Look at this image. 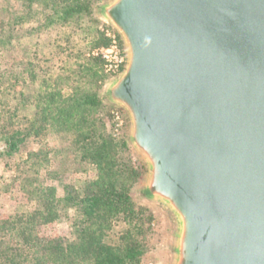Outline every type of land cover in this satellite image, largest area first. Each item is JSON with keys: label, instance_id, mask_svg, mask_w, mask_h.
Here are the masks:
<instances>
[{"label": "water", "instance_id": "obj_1", "mask_svg": "<svg viewBox=\"0 0 264 264\" xmlns=\"http://www.w3.org/2000/svg\"><path fill=\"white\" fill-rule=\"evenodd\" d=\"M125 62L101 90L176 219L170 264H264V0H103Z\"/></svg>", "mask_w": 264, "mask_h": 264}, {"label": "trees", "instance_id": "obj_2", "mask_svg": "<svg viewBox=\"0 0 264 264\" xmlns=\"http://www.w3.org/2000/svg\"><path fill=\"white\" fill-rule=\"evenodd\" d=\"M27 1L41 5L36 24L25 23L28 13L0 12V58L11 60L0 67V157L15 167L32 206L0 216V264H141L154 216L132 197L144 168L132 161L125 136L113 135V106L102 100L109 76L92 53L109 44L93 11L100 0ZM76 23L74 41L76 28L64 27ZM21 151L25 157L14 160ZM59 156L95 167L81 193L66 183L58 196L46 182ZM69 208L71 238L39 236L38 225Z\"/></svg>", "mask_w": 264, "mask_h": 264}, {"label": "rangeland", "instance_id": "obj_3", "mask_svg": "<svg viewBox=\"0 0 264 264\" xmlns=\"http://www.w3.org/2000/svg\"><path fill=\"white\" fill-rule=\"evenodd\" d=\"M102 1L103 0H100L98 3ZM27 4V0H0V12L4 11V9H7L11 16L13 14L23 16L28 13V16L34 17H29L25 23L36 24V18H40L41 5L37 4L36 2L29 6ZM93 11L94 15L98 17L106 26L112 28L98 16L95 11V6ZM79 26L80 24L76 23L70 27H64L66 32L71 31L72 28H76L77 32L74 34V41H77L79 36V34H77L80 31V28L78 29ZM7 62H11V60H4L0 58V67L5 66ZM110 78L111 77L105 81L104 85ZM119 135H124L128 143L129 123L126 115L125 125L120 131ZM48 143L52 145L54 144V141L50 140ZM37 146L38 144H30L29 147L37 149ZM128 146L132 161L137 165L142 164L144 168L141 176L133 185L131 190L132 197L137 202L149 206L154 216V220L151 224L152 235H150L148 240V248L141 260V264H170L172 258V239L176 230V219L172 212L163 204L158 202H150L143 199L141 187L147 175L146 164L142 157L130 145ZM13 157L14 160L23 158L25 157V152H17ZM73 161L77 164H75ZM73 161L68 160L64 156H59L57 161L53 162L50 166L51 169L55 170L56 175L52 179H46V182L56 187V193L58 196L62 194V187L66 183L71 184L78 193H81L86 185V182L93 179L96 175V170L93 165L86 163L78 164V161L75 159ZM15 173V167L13 165L11 167L7 166L4 158L0 157V216L5 218H14L17 213L29 209L32 206L30 201L27 199V194L20 188L19 181L15 180ZM42 175H44V173H42ZM67 211L68 212L66 215L59 217L52 223L38 225L37 232L39 236L43 238H51L56 236L66 239L71 238L72 230L70 223L72 220L71 217H74L75 210L74 208H69Z\"/></svg>", "mask_w": 264, "mask_h": 264}, {"label": "built area", "instance_id": "obj_4", "mask_svg": "<svg viewBox=\"0 0 264 264\" xmlns=\"http://www.w3.org/2000/svg\"><path fill=\"white\" fill-rule=\"evenodd\" d=\"M105 35L109 37V44L95 48L92 53L103 59V70L109 77H113L121 71L125 62V52L117 33L110 27L105 26ZM113 122V135H119L125 125V115L118 107L110 111Z\"/></svg>", "mask_w": 264, "mask_h": 264}]
</instances>
